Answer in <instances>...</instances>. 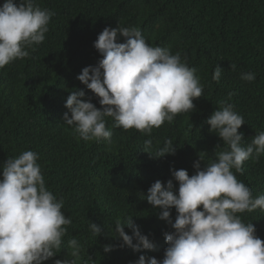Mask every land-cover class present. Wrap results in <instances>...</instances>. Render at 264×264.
<instances>
[{
	"label": "trees",
	"instance_id": "obj_1",
	"mask_svg": "<svg viewBox=\"0 0 264 264\" xmlns=\"http://www.w3.org/2000/svg\"><path fill=\"white\" fill-rule=\"evenodd\" d=\"M34 4L54 15L45 40L26 48L28 57L0 69V179L9 158L28 150L38 154L47 189L63 201L62 212L72 221L61 250L45 264L74 259L68 243L73 238L82 245L76 264H136L141 255L162 261L168 247L164 233L174 229L158 218L161 210L147 202L151 185L159 180L166 186L172 180L178 191L172 171L184 169L191 177L194 163L199 161L203 170L216 160V153L228 148L206 123L222 101L234 105L244 118L238 130L244 134V146L264 132V0H34ZM118 26L138 28L150 46L179 53L182 62L197 70L203 95L193 100L194 111L177 115L171 124L166 121L150 136L114 127L115 121L106 118L111 141H84L74 126L63 122L66 100L72 91L82 90L84 99L102 110L99 98L77 76L103 58L94 48L98 35L106 27ZM216 66L224 70L219 82L212 79ZM249 72L256 76L250 83L241 79ZM148 139L153 156L167 140L175 154L150 156L144 151ZM233 173L254 198L264 194V154L258 161H245L243 174L235 169ZM169 211L174 222L177 212ZM238 215L244 223H253L264 241V210ZM130 217L154 250L122 246L115 223ZM89 223L101 228L100 235L91 232ZM124 231L132 235L127 226ZM106 245L113 250L105 253Z\"/></svg>",
	"mask_w": 264,
	"mask_h": 264
},
{
	"label": "clouds",
	"instance_id": "obj_2",
	"mask_svg": "<svg viewBox=\"0 0 264 264\" xmlns=\"http://www.w3.org/2000/svg\"><path fill=\"white\" fill-rule=\"evenodd\" d=\"M53 15L34 0H20L18 5L15 0H4L0 5V69L28 57L26 48L45 40ZM120 37L124 43L118 42ZM94 48L103 58L95 67H85L77 79L99 98L102 110L84 99V91H72L62 118L84 141H111L106 118L115 121L114 127L150 136L166 121L171 124L177 115L194 111L193 100L203 95L197 70L182 62L179 53L172 55L168 48L150 46L138 28L106 27ZM235 69L236 65H231V70ZM223 71L216 66L212 79L219 82ZM241 79L250 83L256 76L243 73ZM206 123L228 148L216 153V160L203 170L199 161L194 163L196 172L191 177L184 169L172 171L178 191L172 180L166 186L159 180L151 185L146 200L161 210L158 218L174 231L164 233L168 247L162 261L141 255L136 264H264V241L256 235L254 224L244 223L238 215L264 210V194L254 198L252 190L233 173L235 169L243 174L245 161H258L264 154V132L244 146V134L238 131L244 118L224 101ZM151 145L150 139L145 140L144 151L154 158L176 151L167 140L153 156ZM38 159L36 152L24 151L9 158L3 168L0 264H45L61 250L62 238L72 223L62 212L63 201L47 189ZM172 208L177 212L174 222ZM125 226L132 235L125 233ZM89 228L100 235L96 224L89 223ZM114 230L122 246L134 251L155 249L132 217L124 223L117 220ZM68 243L74 259L56 260L55 264H76L82 245L75 238ZM103 250L108 253L113 248L106 245Z\"/></svg>",
	"mask_w": 264,
	"mask_h": 264
}]
</instances>
